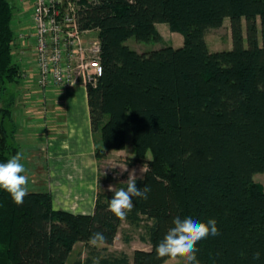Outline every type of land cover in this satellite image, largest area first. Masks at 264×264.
<instances>
[{
	"label": "trees",
	"instance_id": "1",
	"mask_svg": "<svg viewBox=\"0 0 264 264\" xmlns=\"http://www.w3.org/2000/svg\"><path fill=\"white\" fill-rule=\"evenodd\" d=\"M79 2L81 28L98 30L101 45L102 75L87 86L95 156L124 149L130 129L135 155L125 160L151 168L136 181L151 192L119 220L108 210L112 192L98 189L93 213L84 214L55 209L50 191L29 192L18 206L0 189V264H94L92 233L113 244L123 221L144 222L150 248L132 259L108 253L99 264H162L169 257L157 259L155 246L175 216L217 220L220 235L197 242L201 264H264V187L253 179L264 171V0ZM15 10L0 0V162L20 150L12 141L15 95H4L23 71ZM226 18L232 47L212 51L206 32ZM161 22L183 35L181 46L139 52L126 43L161 41ZM78 242L89 255L71 261Z\"/></svg>",
	"mask_w": 264,
	"mask_h": 264
},
{
	"label": "crops",
	"instance_id": "2",
	"mask_svg": "<svg viewBox=\"0 0 264 264\" xmlns=\"http://www.w3.org/2000/svg\"><path fill=\"white\" fill-rule=\"evenodd\" d=\"M11 1L16 8L14 26L21 29L27 25L26 16L30 15L31 7L29 3L21 5L18 0ZM223 26H226L230 36V44L224 48L217 47L215 42L212 44L208 38L210 30L217 31ZM156 27L161 33V41L164 42H167V36L179 33L171 31L164 22L157 23ZM221 27L211 28L206 32V40L212 51L232 47L230 19L226 18ZM183 42L184 37L177 46L174 42L166 45L178 47ZM27 64L31 66L30 61ZM25 81L28 82L26 87L34 86L31 78ZM39 89L45 96L42 107L32 105L30 100L16 98L12 112L16 124L14 141L20 150H24L22 162L31 170L29 192L50 191L55 209L91 214L98 191L99 160L95 156V135L91 127L87 88L80 86ZM30 115L36 116V120L32 121ZM27 121L28 129L25 132L22 131V126Z\"/></svg>",
	"mask_w": 264,
	"mask_h": 264
},
{
	"label": "built area",
	"instance_id": "3",
	"mask_svg": "<svg viewBox=\"0 0 264 264\" xmlns=\"http://www.w3.org/2000/svg\"><path fill=\"white\" fill-rule=\"evenodd\" d=\"M18 2L31 7L30 23L16 33L22 79L42 89L95 85L103 72L101 45L98 30L80 26L79 0Z\"/></svg>",
	"mask_w": 264,
	"mask_h": 264
},
{
	"label": "clouds",
	"instance_id": "4",
	"mask_svg": "<svg viewBox=\"0 0 264 264\" xmlns=\"http://www.w3.org/2000/svg\"><path fill=\"white\" fill-rule=\"evenodd\" d=\"M24 150L21 149L7 159L6 162H0V189L10 194L13 202L20 206L24 203V198L29 194V178L31 170L25 166ZM121 168V172H128V178L121 183L126 187L109 185L108 191L113 192V197L108 202V210L114 214L119 220L127 218L128 214L134 208V198L147 200L148 194L151 192L150 185L146 184L142 188H138L137 179H143L151 168L144 164L139 169V176L136 169L128 170L125 164ZM220 231L217 226V220L210 218L207 222H200L190 216L181 218L175 216L172 219V227H170L162 239L155 246L157 259L169 257L173 260L182 258L184 264H201L197 259L196 247L197 242L206 239L209 236H218ZM106 236L103 232H93L89 238L91 246L103 245L106 243ZM261 258V252L257 251L253 254L254 260ZM99 264V261H94Z\"/></svg>",
	"mask_w": 264,
	"mask_h": 264
},
{
	"label": "rangeland",
	"instance_id": "5",
	"mask_svg": "<svg viewBox=\"0 0 264 264\" xmlns=\"http://www.w3.org/2000/svg\"><path fill=\"white\" fill-rule=\"evenodd\" d=\"M26 24L30 23L29 16H26ZM15 32L17 33L20 31V29L17 26H14ZM172 31V30H171ZM172 33V32H171ZM178 33V32H177ZM182 34L173 33L171 36H167V42L164 41H138L135 37H130L126 43L133 49L138 50L139 52L144 50H152L154 48H159L163 45L170 44L168 42H174V44H179L182 39ZM209 40H211L212 44L217 45V47H227L230 44V36L227 31L226 26H223L219 28L217 31L210 30L208 34ZM16 58L18 59V56L16 54ZM16 59L17 63L18 60ZM23 69V68H22ZM28 82L24 81L22 78L17 81H13L12 83L7 84V91L4 94L5 98L8 99L11 97V94L15 95V99L18 100H30V103H33L32 105H37L38 107H42L44 105L45 96L43 92L40 91L39 87L34 83V86L26 87V84ZM30 95V97H29ZM28 96V97H27ZM5 100V99H4ZM0 99V109L4 105L5 101ZM49 100L47 96V101ZM43 116V115H42ZM32 117V121L36 120V116ZM1 119V114H0ZM35 119V120H34ZM30 121V119L28 120ZM28 121L26 124H23V130L25 131L28 129ZM25 128V129H24ZM27 128V129H26ZM36 128V127H35ZM37 129L35 130V136H37ZM99 135V134H98ZM99 137V136H98ZM13 143L15 145L16 142L14 141V138L12 139ZM135 155L134 153V145L132 141V133L131 130H128L127 133V143L126 147L122 150H111L108 157L105 159H102L99 161V177H98V189L102 192H110L108 191V186L113 185L117 188L119 184H122V181H126L128 178V172H121V168L125 164L127 165V168L129 171L132 169H136V173L139 176V169L142 165V163H136L135 165H129L128 162H126L125 158L127 157H133ZM151 154L147 153L146 158H150ZM253 179L256 182H259L264 187V171L263 172H257L254 174ZM113 193V192H112ZM145 237V238H144ZM97 249L94 250L97 255L95 256V261L98 260L103 255H106L108 253H120L125 252L129 255V257L132 259L133 252L135 249H149L150 244L147 241V235L146 230L144 227V222L140 226H134L129 224L126 221H123L119 232L113 242V244L107 245H97ZM89 255V248L83 243L78 242L75 245V248L71 254L70 260L73 261L77 258H85ZM162 264H184L182 258H177L175 260L169 258Z\"/></svg>",
	"mask_w": 264,
	"mask_h": 264
}]
</instances>
